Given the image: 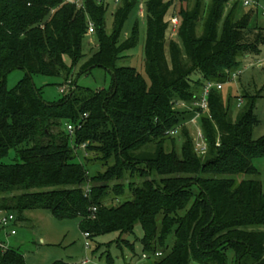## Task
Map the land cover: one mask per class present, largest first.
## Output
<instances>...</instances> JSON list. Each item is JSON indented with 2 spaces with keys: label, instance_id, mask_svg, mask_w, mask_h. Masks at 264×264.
<instances>
[{
  "label": "trees",
  "instance_id": "obj_1",
  "mask_svg": "<svg viewBox=\"0 0 264 264\" xmlns=\"http://www.w3.org/2000/svg\"><path fill=\"white\" fill-rule=\"evenodd\" d=\"M253 1L246 8L241 0H144L147 81L134 68L117 67L139 42V24L126 40L121 37L140 0H119L112 35L105 0H84L82 8L66 0H0V211L17 220L35 210L78 219L91 241L119 233L117 247L129 249L133 261L139 244L148 264H229V253L236 264H264V187L239 179L257 176L254 160L264 158V136L252 139L253 100L236 122L227 116L224 86L211 91L209 112L196 105L208 82H230L243 59L262 53L264 27L253 22L263 20L264 0ZM90 23L99 49L81 73L104 68L112 87L92 92L72 80L59 103L44 102L32 77L72 79L85 58ZM15 70L27 78L7 91ZM196 72L201 78L193 85ZM194 119L205 155L189 131ZM70 124L76 126L72 134ZM177 137L180 156L165 145ZM12 151L20 162L2 163ZM100 157L113 167L92 177L88 163ZM138 225L143 237L129 241ZM103 248L98 244L95 256L111 262ZM0 264L27 263L0 239Z\"/></svg>",
  "mask_w": 264,
  "mask_h": 264
},
{
  "label": "rangeland",
  "instance_id": "obj_2",
  "mask_svg": "<svg viewBox=\"0 0 264 264\" xmlns=\"http://www.w3.org/2000/svg\"><path fill=\"white\" fill-rule=\"evenodd\" d=\"M170 1V0H168ZM109 9L107 12V34L113 33V15L119 8V3L116 0H105ZM187 1L183 3L187 7ZM180 4V2H179ZM242 13V12H241ZM246 13V12H245ZM145 5L139 4L132 11L129 19L127 20L123 32L122 40H126L132 35L133 29L136 24H139V42L137 46L126 53L117 62V67H131L134 68L140 75H142L147 81V75L145 71V39H146V21H145ZM241 15V14H240ZM203 22V21H202ZM201 22V24H202ZM253 26L264 27V21L262 19H256L253 22ZM99 49V41L95 34H88L83 42V53L85 58L79 63L72 73V79L68 80V84L72 80L76 83L77 87L82 90H89L96 92L98 90H109L112 87L113 80L112 74L100 67H95L88 73H81L82 65ZM68 65H71V60L66 58ZM242 66L239 73L235 78L224 84L222 95L226 104L225 110L227 116H229L233 122H236L238 116L244 109L249 99L253 100V118L255 122L253 124V141L259 140L264 136V49L258 57H248L241 62ZM27 78V74L23 70H15L11 72L6 79L7 91L12 90L20 82ZM201 78V74L196 72L190 77V81L193 85H197L198 79ZM32 83L35 86L41 99L49 104L59 103L64 95L61 94L60 89L66 88L64 76L60 77H47L36 75L32 77ZM198 94V92L196 93ZM239 99L243 100V106L238 108ZM209 112V111H208ZM190 134L196 137L200 132V126L196 120L192 121L189 128ZM181 132V131H180ZM182 134V133H181ZM200 134V133H199ZM198 137V136H197ZM180 137L176 140H166V149L168 152H176L180 156ZM79 161L83 160V151L77 152ZM88 157H92L89 155ZM19 156L12 151L8 157L2 160L4 164L19 163ZM254 165L258 171L257 176H242L239 179H255L261 181L264 187V158H257L254 160ZM91 176L94 177L98 173H106L112 167L113 164H105L100 158H93L88 163ZM156 181L160 179L154 173L151 176ZM130 178L127 177L124 183H129ZM116 184L115 183H112ZM181 213L180 216H183ZM21 219L16 222V229H1L0 239L5 243L8 248L19 251L25 258L27 264H54L58 261L65 262L67 264H82L84 261H89L87 264H148V261L142 259V251L139 244L136 246V252L139 255L137 260H132V254L127 248L120 250L116 241L119 238V233H111L97 238L94 241H87L82 233L79 220H57L53 218L46 210H35L25 212ZM162 216L157 217L158 225H160ZM159 228H161L159 226ZM14 229L17 234L12 235L11 231ZM143 229L141 225L136 226L134 235L129 237V241L135 242L136 239L143 237ZM86 242L90 243V248L86 247ZM112 243V244H111ZM98 244H104L106 248H103L100 253L104 251L105 255H110L112 261L107 260L106 256L100 258L95 256ZM174 244V235H171L168 240V245L171 251ZM3 245L4 248L6 246ZM161 252H164V248H160ZM122 252L125 254V258L121 257ZM167 252V251H166ZM166 252L164 255L166 256ZM229 264H236L233 262V255L229 253Z\"/></svg>",
  "mask_w": 264,
  "mask_h": 264
},
{
  "label": "built area",
  "instance_id": "obj_3",
  "mask_svg": "<svg viewBox=\"0 0 264 264\" xmlns=\"http://www.w3.org/2000/svg\"><path fill=\"white\" fill-rule=\"evenodd\" d=\"M66 1L76 4L79 8L83 7L84 0H66ZM99 1H101V0H99ZM140 1H141V4L144 3V0H140ZM241 1L243 2L244 7H246V8H251L253 5H255V2L253 0H241ZM116 2H119V0H116ZM259 10H261V15H262V18L264 20V8L260 7ZM177 24H178V20L175 19L174 25L176 26ZM93 33H94V25L92 23H90L88 34L91 35ZM223 86H224V84L208 82L204 86L202 93H201V96H200L199 100L197 101L196 105H198L204 112H208L209 111L208 98L210 96L211 91L215 90V89L222 90ZM69 88H70V84L67 85L66 88L60 89V92L64 93ZM242 103H243V101L240 100L239 106H241ZM194 120H196V119H194ZM67 129L72 134L76 130V126L70 124L67 126ZM199 133L197 135L198 137L197 136L195 137L196 149L200 155H205L207 152V145L204 141L203 134H202L201 130ZM172 134H177V132H172ZM16 222H17V218L14 214L0 211V228L1 229H11L12 226L16 224ZM11 234L15 235L16 231L14 229H12ZM84 237L87 241L90 240L89 233H85ZM86 247L90 248L89 242H86ZM87 263H89L88 260L83 262V264H87Z\"/></svg>",
  "mask_w": 264,
  "mask_h": 264
},
{
  "label": "crops",
  "instance_id": "obj_4",
  "mask_svg": "<svg viewBox=\"0 0 264 264\" xmlns=\"http://www.w3.org/2000/svg\"><path fill=\"white\" fill-rule=\"evenodd\" d=\"M12 227H13L14 229H16V224L13 225ZM16 234H17V232H16ZM16 234H15V235H16ZM1 242H2V245H5V243H4L2 240H1ZM5 246H6V245H5ZM6 247H7V246H6Z\"/></svg>",
  "mask_w": 264,
  "mask_h": 264
}]
</instances>
